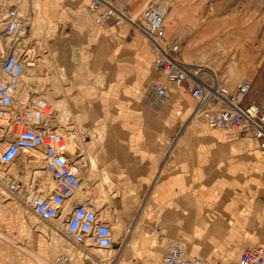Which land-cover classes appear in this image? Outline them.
Segmentation results:
<instances>
[{
  "label": "crops",
  "instance_id": "0c3cea01",
  "mask_svg": "<svg viewBox=\"0 0 264 264\" xmlns=\"http://www.w3.org/2000/svg\"><path fill=\"white\" fill-rule=\"evenodd\" d=\"M72 1L61 3L70 15L84 0ZM73 38L60 52L71 70L70 101L88 127L102 133L100 173L121 188L124 224L142 229L135 243L163 255L162 239L144 234L159 227L211 263L239 258L248 243L264 246V155L257 140L192 121L195 102L185 87L170 86V98L160 101L149 89L163 78L156 55L132 22L105 23ZM148 260L120 251L75 255L69 264Z\"/></svg>",
  "mask_w": 264,
  "mask_h": 264
},
{
  "label": "built area",
  "instance_id": "2783aa9c",
  "mask_svg": "<svg viewBox=\"0 0 264 264\" xmlns=\"http://www.w3.org/2000/svg\"><path fill=\"white\" fill-rule=\"evenodd\" d=\"M116 1L90 0L86 9L98 24L130 21L147 36L157 55L156 68L163 75L150 84L156 96L166 100L172 93L170 86L185 87L195 102L192 121L211 129H238L243 136L257 140L264 155V105L248 101L252 83L242 80L231 90L226 76L185 62L179 55L181 46L167 41L169 8L165 4L149 5L136 22ZM24 2L0 0V188L3 196L18 200L43 222L65 218V238L79 247V257L91 258L94 248L115 250L113 226L92 197L78 199L84 183L82 168L68 155L66 137L57 126L55 111L44 91L25 79L42 60L40 51L26 43L35 10L33 6L26 8ZM24 152L43 155L53 186L39 182L35 176L25 182L12 173ZM68 204L71 209L66 212ZM159 234L165 243L164 253L154 264H264L261 244L248 243L239 258L211 263L191 255L182 241L161 231ZM74 259V254L64 253L55 261L69 264Z\"/></svg>",
  "mask_w": 264,
  "mask_h": 264
},
{
  "label": "rangeland",
  "instance_id": "374dc122",
  "mask_svg": "<svg viewBox=\"0 0 264 264\" xmlns=\"http://www.w3.org/2000/svg\"><path fill=\"white\" fill-rule=\"evenodd\" d=\"M38 1L24 2L25 5L27 3L26 8L33 6L35 10L34 24L28 31L26 43L40 51L42 64L38 69L37 66L32 68L25 79L28 83L39 80L35 84H39L38 88L50 100L57 126L66 137L67 147L70 145L76 149L84 177L83 190L78 199L92 197L99 207L106 208L105 212L111 219L116 241L115 250L94 248L91 251L103 257L120 251L134 252L140 256L144 253L150 264H154L162 254L157 255L152 247L144 251L142 245L136 244L134 239L142 234V229L124 224L119 205L121 188L100 173L98 147L102 145V133H95L85 123V118L76 114V103L70 101V90L67 86L71 70L60 61L62 48H70L73 37L77 40L78 35L102 24H98L86 9L90 0L79 2L75 5V10L69 11L79 21H74L72 14H68V8L61 6L65 0H41L40 4ZM155 3L168 6L167 41L181 46L179 55L185 62L196 66H209L208 69L226 76L231 90H235L242 80L251 82L252 91L248 101L256 100L264 105V0L116 1V5L124 8L128 16L136 22L142 12ZM177 9L178 15L172 17V11ZM170 23L173 24L171 29ZM98 80L102 83V78ZM168 99L159 100L165 102ZM37 170L34 160L22 155L12 167V173L25 182L35 176L41 183L54 185L51 174L45 167L42 168V173H37ZM70 209L68 204L66 212ZM65 222V218L52 223L43 222L18 200L3 196L0 188V264H56L59 254L79 255V247L65 238ZM127 229L132 230L129 236L125 232ZM159 231L166 235L159 227L150 232L145 231L144 234H149L154 240L158 235L163 241Z\"/></svg>",
  "mask_w": 264,
  "mask_h": 264
},
{
  "label": "bare ground",
  "instance_id": "6f19581e",
  "mask_svg": "<svg viewBox=\"0 0 264 264\" xmlns=\"http://www.w3.org/2000/svg\"><path fill=\"white\" fill-rule=\"evenodd\" d=\"M42 1L41 0H39L38 1V4H40ZM78 3V2H77ZM26 5H27V3H26ZM25 4H24V6H26ZM171 15H172V17H174L175 15H178V9L177 10H174V11H172V13H171ZM133 23V22H132ZM34 68V67H33ZM208 68H210L209 66H205V69H208ZM208 70H210V69H208ZM34 80H36V78H34ZM27 81V83H28V80H26ZM37 81H39V80H36V81H34V83H36ZM229 82H230V79H229ZM31 83H33V82H31ZM30 83V84H31ZM231 83V82H230ZM39 85V84H38ZM38 85H36L37 87H38ZM42 88V87H41ZM48 100V102L50 103V100L49 99H47ZM60 119V118H59ZM59 122V121H58ZM60 123H61V121H60ZM67 150H68V155L69 156H71L73 159H76L77 161H78V165H80V163H79V161H80V159H78L79 157H78V155L76 154L77 152H76V149H74V147H72V146H68L67 147ZM79 152V151H78ZM80 155V154H79ZM22 156H29L30 157V159L32 158V160H34V162L37 164V168H38V170H37V173H39V172H41L42 173V168H44L45 166L43 165V155L41 154V153H36V152H24L23 154H22ZM51 178H52V176H51ZM120 205V204H119ZM100 209H101V211H102V213L104 214V215H108L105 211V209L106 208H103V207H100ZM113 212V211H112ZM117 212V211H116ZM119 214V213H118ZM119 218V217H118ZM120 220V219H119ZM117 222V221H116ZM120 224V223H119ZM122 227V226H121ZM125 232H127V236H129L130 234H131V232H132V230H130V229H127V231H125ZM127 240V239H126Z\"/></svg>",
  "mask_w": 264,
  "mask_h": 264
}]
</instances>
